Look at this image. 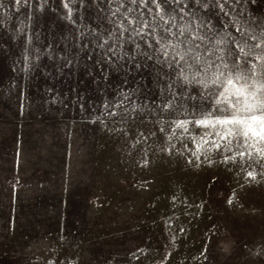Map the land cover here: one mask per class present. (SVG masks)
Returning <instances> with one entry per match:
<instances>
[{
    "label": "rangeland",
    "instance_id": "rangeland-1",
    "mask_svg": "<svg viewBox=\"0 0 264 264\" xmlns=\"http://www.w3.org/2000/svg\"><path fill=\"white\" fill-rule=\"evenodd\" d=\"M64 3L75 23L66 19ZM0 4V20L9 17L0 25V264H264V157L248 147L252 140L228 137L217 149L210 147L215 132L194 123L183 136L176 129L169 138L170 121L159 130V115L222 116L212 108V88L180 87L177 80L174 87L188 95L174 96L153 61L99 71L87 59L93 46H78L79 32L98 24L91 0ZM229 12L247 32L229 27L225 54L235 49L233 39L258 43L264 0H240ZM211 18L214 40L224 28ZM212 47L205 41L201 56ZM246 59L264 82L261 62ZM119 92L129 94L124 123L102 115L105 99L114 102ZM208 131V144L193 155L194 138Z\"/></svg>",
    "mask_w": 264,
    "mask_h": 264
},
{
    "label": "snow or ice",
    "instance_id": "snow-or-ice-1",
    "mask_svg": "<svg viewBox=\"0 0 264 264\" xmlns=\"http://www.w3.org/2000/svg\"><path fill=\"white\" fill-rule=\"evenodd\" d=\"M20 2L21 0H15L17 8ZM81 2L83 6L86 0ZM91 4L97 9L98 24L92 28L85 26L84 31L79 32L83 43L78 46L85 50L89 44L93 46V52L87 54V59L98 65L99 71L103 72L105 67L113 71H130L131 67L139 69L148 61H153L159 66L158 79L168 82L166 87L174 96L188 95L187 89L180 92L174 87L177 80L182 82L180 87L197 84L204 90L212 88V108L223 113L222 116H213L211 112L198 116L195 110L191 113V120L159 115L161 132L165 131L163 125L170 121L172 131L168 133L169 138L176 136V129H182L180 135L183 136L189 132L188 125L194 123L198 127L202 126L215 132L218 139L213 140L211 148L218 149L221 147V140L242 135L245 137V144L252 140L248 147H255L259 156L264 157V147L258 146L259 142H264V82L256 81L257 64L246 59L252 56L254 60L261 62L260 70L264 75V27L261 28L259 42L254 46H249L246 41L233 39L235 49H228L225 54V46L229 42L227 37L231 35L228 32L229 27L236 26L241 36L247 32L241 21L229 12V9H234L240 4V0H234V3L230 0H91ZM63 6L68 10L66 19L75 23L72 21L73 9L68 3ZM0 7L4 5L0 4ZM39 7L42 10L44 4ZM213 16L219 18L224 28L222 33L216 34L214 40L208 36L209 32L215 30L211 18ZM188 17L191 19H186ZM226 17L228 19H225ZM7 19L9 17L5 16L0 20V25L6 23ZM204 29H207V32H204ZM251 39L258 38L253 35ZM205 41L213 47L206 49L201 56L199 49ZM129 45L131 47H128ZM254 49L262 51L254 53ZM97 50H100L99 54L93 59ZM210 56L212 58H209ZM28 59L25 55V70L30 67ZM36 59H39V56ZM242 59L251 63V68L247 71L241 68ZM71 63V60H67L65 66ZM204 95L205 92L200 93L201 98ZM117 96L114 102L105 99L102 115L112 118L121 116V109L125 114L129 112V109L124 107L129 94L119 92ZM190 98L195 100L196 96ZM172 103L171 100L164 103L162 111L169 110ZM138 107L139 105H133L132 112ZM143 110L140 109L141 112ZM183 114L189 115L186 111ZM152 115L156 116L157 113L153 111ZM128 118L121 116L119 123H124ZM100 122L104 123L103 120ZM112 131L121 129L115 128ZM213 131L206 132L199 142L194 138L196 152L193 155H197L204 145L208 144L206 137L212 136ZM239 155L243 156L244 152H239ZM227 159L225 157V160ZM247 175L255 179L254 172L250 171Z\"/></svg>",
    "mask_w": 264,
    "mask_h": 264
}]
</instances>
